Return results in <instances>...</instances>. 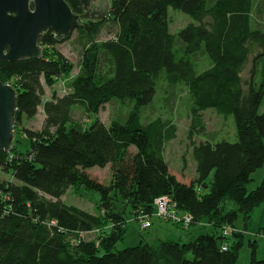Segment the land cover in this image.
I'll use <instances>...</instances> for the list:
<instances>
[{
  "label": "trees",
  "instance_id": "trees-1",
  "mask_svg": "<svg viewBox=\"0 0 264 264\" xmlns=\"http://www.w3.org/2000/svg\"><path fill=\"white\" fill-rule=\"evenodd\" d=\"M66 1L73 11L83 7L80 0ZM110 3L108 18L82 20L76 29L87 44L67 94L43 101L41 80L52 87L73 68L56 49L52 31L42 38V58L0 61V80L17 90L14 143H20V134L30 140L26 152L15 144L10 152L0 150V170L11 178L0 177V190L10 197L0 199V264H238L250 215L264 205V177L256 189H247L264 164V29L254 18L260 3ZM170 8L185 12L193 22L171 33ZM108 21L117 26L114 37L99 40ZM204 56L208 67L200 69ZM162 73L170 85L188 88L191 139L206 134L203 113L210 108L235 121L237 141L193 144L196 176L190 182L173 174L166 160L177 125L160 117L142 121L141 110L154 101ZM113 100L134 105L125 118L105 124L97 115ZM41 105L43 128L26 127L25 120L35 119ZM79 106L96 115L90 126L73 121L72 111ZM9 156L13 158L7 161ZM106 165L112 172L109 184L87 173ZM70 188L99 192L97 210L90 213L64 202ZM160 195L172 197L180 212L191 215L190 238H157L114 251L127 234V212L137 220L141 214L153 215ZM240 218L243 229L236 225ZM194 225L213 231L193 235ZM228 225L238 231L224 236ZM91 232L95 239L84 238ZM250 245V264H264L256 258V241Z\"/></svg>",
  "mask_w": 264,
  "mask_h": 264
},
{
  "label": "rangeland",
  "instance_id": "rangeland-1",
  "mask_svg": "<svg viewBox=\"0 0 264 264\" xmlns=\"http://www.w3.org/2000/svg\"><path fill=\"white\" fill-rule=\"evenodd\" d=\"M255 3H260L258 6L259 11L257 14H254V18L257 19V23L261 25L264 29V0H255ZM170 11V32L177 33L181 29L185 28L188 24L192 23V19L185 12L178 11L176 9H169ZM77 13H83L84 8L82 7L80 11H75ZM92 18H86L90 20ZM97 20V19H92ZM104 29L99 35V40H107L108 38L114 37L117 26L112 22L108 21L105 24ZM87 44V40L81 36V34L75 30L70 38L65 39L64 42L56 44V49L61 51L70 61L73 62V68L69 75L65 78H60L57 80L56 84L52 87L48 86L46 82L44 83L43 79L41 80L44 85V97L43 101L51 98L54 94L65 95L69 91V84L74 77L80 72L81 57L84 51V46ZM43 50L45 45H42ZM204 65V66H202ZM208 67L207 57L204 56L202 59L200 69ZM249 67L246 68L244 72H248ZM156 94L154 101L144 106L142 111V121L154 120L157 117L162 118L163 120H171L177 125V136L173 140L169 141L166 149L165 155L168 165H170V170L173 174L184 181L190 182L196 176V163L193 159V144H199L202 140H209L213 142H219L229 140L231 142L237 141V130L235 129V121L231 115L225 116L224 114H219L214 108L203 113V119H205L206 125V134L195 135L191 139L190 135V124H191V107L193 104L192 98L188 88L184 83H178L176 86H172L164 77L162 73L160 78L156 83ZM134 103L130 102H120L113 100L111 103L105 104L101 110L98 112L100 120L105 124H110L113 119H123L127 116L129 111L133 108ZM264 102L262 104L261 111L263 110ZM73 121L80 123L84 126H90L96 119L95 114H90L86 112V109L83 106L75 107L72 111ZM35 119L25 120V126L33 130H41L45 120V115L43 112V106L41 105L38 109V113ZM19 142H15L18 150L26 152L30 148V140L26 135L20 134L17 135ZM87 173L91 178L97 179L100 183L109 184L111 181V167L106 165L101 168L98 166H93L87 170ZM3 179L8 178V175L1 174ZM210 177L209 180L212 179ZM264 177V164L262 167L257 168L255 173L252 174V179L247 185L248 191L254 190L261 183L262 178ZM68 192L62 196V200L69 205H75L80 209H84L87 212L94 213L97 208V204L100 202L101 194L95 190H85L82 189L78 193L74 191L73 188L67 190ZM251 218L248 220V223L244 230V240L243 245L241 246L239 262L238 264H250V258L252 254V246L250 245L251 241H256V258L261 260L264 259V234H258L261 225L264 223V205L259 206L254 209L251 213ZM151 220L154 222L150 228H143L142 221L137 220L135 216L130 213V210L127 212V234L123 239L118 240L114 251L122 250L129 248L131 246L140 245V242L151 243L155 239L172 237L174 239L188 240L191 236L190 231L184 227H178L176 223L168 222L162 219H159L156 215H151ZM237 226L243 229L242 218L237 220ZM192 234L199 235L205 233H211L213 229L210 226H205L204 228L193 226L191 228ZM177 234V235H176ZM96 234H89L88 239H95Z\"/></svg>",
  "mask_w": 264,
  "mask_h": 264
},
{
  "label": "water",
  "instance_id": "water-1",
  "mask_svg": "<svg viewBox=\"0 0 264 264\" xmlns=\"http://www.w3.org/2000/svg\"><path fill=\"white\" fill-rule=\"evenodd\" d=\"M84 12L73 11L66 0H0V61L42 58L41 41L52 31L60 42L70 38L82 20L110 16V0H80ZM17 90L0 80V150L14 146Z\"/></svg>",
  "mask_w": 264,
  "mask_h": 264
},
{
  "label": "built area",
  "instance_id": "built-area-1",
  "mask_svg": "<svg viewBox=\"0 0 264 264\" xmlns=\"http://www.w3.org/2000/svg\"><path fill=\"white\" fill-rule=\"evenodd\" d=\"M11 84V83H8ZM12 85V84H11ZM13 158V156H9L7 158V161L11 160ZM1 163V161H0ZM1 168V166H0ZM6 173V172H5ZM4 172H2L0 170V177L1 174H5ZM8 175V180H10V175L8 173H6ZM10 197L8 194H3V192L0 190V199L2 201H6L8 200ZM155 204V212L153 213L154 215H156L159 219L168 221V222H173L176 224H179L182 228L184 227L185 229L190 228V225L192 223L193 218L191 217V215L187 212H180L178 210V208H176V203L174 202V200L172 199V197H169L167 195H160L159 197H157L154 201ZM139 220L142 221V227L143 228H150V226H152V220H151V216L149 215H144L141 214L139 215ZM97 230H95L96 232ZM238 231L237 228H233L232 226H227L224 227L223 230V235L227 236V235H231L233 232ZM89 234H95L93 232L89 233ZM88 234H84V238L87 237ZM227 244H224L222 246L223 250H226Z\"/></svg>",
  "mask_w": 264,
  "mask_h": 264
},
{
  "label": "crops",
  "instance_id": "crops-1",
  "mask_svg": "<svg viewBox=\"0 0 264 264\" xmlns=\"http://www.w3.org/2000/svg\"><path fill=\"white\" fill-rule=\"evenodd\" d=\"M169 15H170V11H169ZM170 26H171V24H170ZM59 95H60V94H59ZM49 99H50V98H49ZM42 106H43V105H42ZM39 108H40V107H39ZM36 117H37V116H36ZM152 223H154V222H152ZM152 225H153V224H152ZM198 227H200V225H198ZM174 233H175V232H173V234H174ZM173 234L170 235V236L174 237L175 235L173 236ZM176 235H177V234H176ZM172 237H168V238H172Z\"/></svg>",
  "mask_w": 264,
  "mask_h": 264
},
{
  "label": "flooded vegetation",
  "instance_id": "flooded-vegetation-1",
  "mask_svg": "<svg viewBox=\"0 0 264 264\" xmlns=\"http://www.w3.org/2000/svg\"><path fill=\"white\" fill-rule=\"evenodd\" d=\"M98 1H100V0H95V2H98ZM92 19H94V18H92Z\"/></svg>",
  "mask_w": 264,
  "mask_h": 264
}]
</instances>
